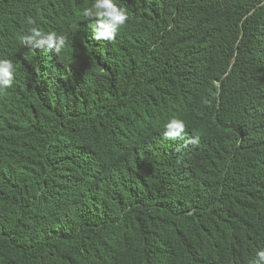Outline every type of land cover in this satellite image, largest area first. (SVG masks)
I'll return each mask as SVG.
<instances>
[{"label":"trees","instance_id":"16d2710c","mask_svg":"<svg viewBox=\"0 0 264 264\" xmlns=\"http://www.w3.org/2000/svg\"><path fill=\"white\" fill-rule=\"evenodd\" d=\"M118 3L130 20L102 42L91 0H0V58L17 65L0 93V264H252L264 0ZM33 26L67 46H21Z\"/></svg>","mask_w":264,"mask_h":264},{"label":"clouds","instance_id":"9594fccd","mask_svg":"<svg viewBox=\"0 0 264 264\" xmlns=\"http://www.w3.org/2000/svg\"><path fill=\"white\" fill-rule=\"evenodd\" d=\"M82 16L92 20L93 37L96 41L114 42L118 33L126 27L130 20L129 11L121 7L118 0H91V5L85 8ZM32 25L34 22L29 20ZM21 46L34 50L46 48L53 50L56 54L68 44V38L64 33L57 31H43L38 26L29 27L19 40ZM17 74V65L12 59L0 58V93L12 88ZM164 137L169 140L182 138L185 133L186 124L183 119L172 117L164 126ZM191 144H198V136H193ZM252 264H264V248L256 251V257Z\"/></svg>","mask_w":264,"mask_h":264}]
</instances>
